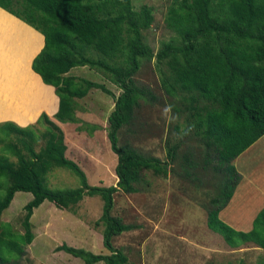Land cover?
Instances as JSON below:
<instances>
[{
  "label": "trees",
  "instance_id": "trees-1",
  "mask_svg": "<svg viewBox=\"0 0 264 264\" xmlns=\"http://www.w3.org/2000/svg\"><path fill=\"white\" fill-rule=\"evenodd\" d=\"M0 8L43 35V45L32 58L31 68L44 84L54 88L58 108L53 114L61 123H78L76 98L100 89L114 99L107 118V139L117 156L115 185H92L83 169L65 155L64 134L55 120L42 112L34 125L0 122V216L18 191L32 198L23 206V232L0 219V264H21L26 247L34 239L30 218L45 200L73 210L85 196L102 200L96 225L103 224L102 244L108 253H93L65 242L56 246L80 258L85 264H135L113 245L114 236L132 225L112 215L116 192L135 193L145 170L166 174L174 162L177 144L168 146L167 161L145 156L127 143H119V130L130 123L139 102L148 91L139 88L134 76L141 60L167 61L172 74L163 81L172 96L185 93V107L192 111L195 132L214 153V167L226 176L221 192L210 200L207 226L221 234L227 245L253 243L264 250V207L248 231L236 230L220 217L241 175L233 160L264 135V0H173L166 24L180 42H165L156 52L144 41L142 31L153 22L147 5L135 9L132 0H0ZM78 66L103 71L120 89L115 95L103 83L70 74ZM78 130L88 134L97 124L82 123ZM20 135L19 144L10 141ZM44 139L36 151L34 143ZM14 156L16 160H12ZM210 160H213V159ZM66 167L79 178L73 188H52L49 170ZM193 166H196L194 163ZM259 264H264V260Z\"/></svg>",
  "mask_w": 264,
  "mask_h": 264
},
{
  "label": "rangeland",
  "instance_id": "rangeland-1",
  "mask_svg": "<svg viewBox=\"0 0 264 264\" xmlns=\"http://www.w3.org/2000/svg\"><path fill=\"white\" fill-rule=\"evenodd\" d=\"M172 1L132 0L135 9L142 5L152 9L153 22L142 34L154 52L165 42H180L165 20ZM172 71L167 61L143 58L134 76L136 85L149 94L140 100L132 121L119 130V143H127L137 152L162 161H167L168 146L177 144L178 148L174 162L168 163L166 174L157 175L145 170L137 184V192L114 194L112 215L132 228L114 236L113 245L135 264H259L264 260L262 248L253 243L230 247L221 234L207 226L210 200L221 192L226 175L214 167V151L195 132L192 111L187 110L183 99L187 95L182 93L175 97L166 91L163 79ZM69 73L103 83L115 95L120 92L99 69L78 66ZM75 100L80 122L61 123L48 114L64 134L65 155L83 169L90 184L115 185L117 156L111 150L106 134L114 99L100 89H91L86 96ZM33 123L35 121L27 125ZM82 123L97 124L98 129L90 135L77 129ZM33 125L37 133L45 129L44 124ZM10 141L19 144L20 135L12 134ZM43 145L44 139L39 137L34 148L39 151ZM10 158L16 160L14 156ZM233 165L236 169L249 167L264 173V135L234 159ZM79 182L66 167H54L47 175V183L52 188H73ZM3 193L0 191V195ZM31 198L29 192H16L0 218L22 233L23 206ZM101 209L99 196H85L71 211L45 200L34 209L30 218L34 239L27 245L21 264H85L80 258L55 249L63 242L93 253H108L102 244L103 224H95Z\"/></svg>",
  "mask_w": 264,
  "mask_h": 264
},
{
  "label": "crops",
  "instance_id": "crops-1",
  "mask_svg": "<svg viewBox=\"0 0 264 264\" xmlns=\"http://www.w3.org/2000/svg\"><path fill=\"white\" fill-rule=\"evenodd\" d=\"M42 45L40 32L0 8V122L9 120L25 126L42 112L53 116L57 111L53 87L44 84L31 68V58ZM251 169H236L240 181L219 212V217L236 230H250L257 212L264 207L263 170Z\"/></svg>",
  "mask_w": 264,
  "mask_h": 264
},
{
  "label": "water",
  "instance_id": "water-1",
  "mask_svg": "<svg viewBox=\"0 0 264 264\" xmlns=\"http://www.w3.org/2000/svg\"><path fill=\"white\" fill-rule=\"evenodd\" d=\"M11 15V14H10ZM16 18V17H15ZM18 19V18H17Z\"/></svg>",
  "mask_w": 264,
  "mask_h": 264
}]
</instances>
